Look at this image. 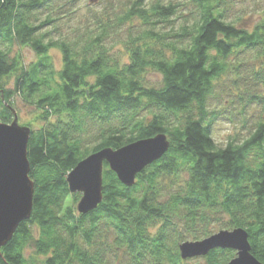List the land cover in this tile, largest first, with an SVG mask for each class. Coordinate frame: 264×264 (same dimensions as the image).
I'll return each mask as SVG.
<instances>
[{
  "label": "trees",
  "instance_id": "obj_1",
  "mask_svg": "<svg viewBox=\"0 0 264 264\" xmlns=\"http://www.w3.org/2000/svg\"><path fill=\"white\" fill-rule=\"evenodd\" d=\"M75 1L0 0V122L14 121L17 96L44 122L28 125L32 214L0 249V264H188L180 244L236 228L264 264V13L249 30L229 20L226 0H189L190 9L133 0L64 34L58 20ZM18 44L39 59L21 63ZM148 71L162 75L159 85ZM229 75L235 96L262 113L245 137L222 146L209 104ZM161 133L169 150L133 186L105 163L101 203L78 211L81 194L67 177L80 161ZM235 256L217 248L201 258Z\"/></svg>",
  "mask_w": 264,
  "mask_h": 264
},
{
  "label": "water",
  "instance_id": "obj_2",
  "mask_svg": "<svg viewBox=\"0 0 264 264\" xmlns=\"http://www.w3.org/2000/svg\"><path fill=\"white\" fill-rule=\"evenodd\" d=\"M30 134L31 129L21 126L17 117L12 123H0V249L32 214L34 181L29 176ZM169 148L168 137L161 133L119 149L105 148L90 154L67 177L70 192L81 194L78 211L85 214L101 203L105 163L124 185L133 186L137 175L163 157ZM217 248L236 251L228 264H262L252 255L249 234L243 228L220 230L202 240L185 241L180 244V253L183 259H189L206 256Z\"/></svg>",
  "mask_w": 264,
  "mask_h": 264
},
{
  "label": "rangeland",
  "instance_id": "obj_3",
  "mask_svg": "<svg viewBox=\"0 0 264 264\" xmlns=\"http://www.w3.org/2000/svg\"><path fill=\"white\" fill-rule=\"evenodd\" d=\"M133 0H76L74 12L61 14L59 30L66 34L71 27L88 23L94 13H104L108 7L114 10L126 8ZM152 1V0H151ZM167 1V0H165ZM186 5L184 9H190L189 0H173ZM227 16L229 20L237 22L238 26L252 30L264 13V0H226ZM121 46H119L120 48ZM125 51V50H124ZM19 54V61L26 65L37 61L39 56L28 46L18 44L14 47L13 55ZM53 58L56 68L62 66V53L59 49L53 48L49 52ZM124 54V53H123ZM127 60V56H124ZM244 70V69H243ZM232 76H224L218 81L215 95L210 100V109L216 111L217 118L213 124L212 135L218 145H226L229 139L243 138L247 135L248 127L253 125L261 115L260 105L244 106L239 97L235 96V89H232ZM146 79L151 85H159L162 75L155 71H148ZM242 81H240L241 83ZM12 85V80L10 86ZM243 86V85H242ZM244 87V86H243ZM16 112L20 125H30L34 130L44 122L40 119L41 110L33 104H29L21 97H16ZM263 115V114H262ZM80 200V199H79ZM79 201L76 203L78 207ZM216 228V226H215ZM204 259L200 257L189 258L188 264H203Z\"/></svg>",
  "mask_w": 264,
  "mask_h": 264
},
{
  "label": "bare ground",
  "instance_id": "obj_4",
  "mask_svg": "<svg viewBox=\"0 0 264 264\" xmlns=\"http://www.w3.org/2000/svg\"><path fill=\"white\" fill-rule=\"evenodd\" d=\"M15 117H17V116H15ZM18 118V117H17ZM19 122V121H18ZM0 123H2V122H0ZM21 126H26V125H21ZM27 127H29V126H27ZM30 128V127H29ZM31 129V128H30ZM31 135V134H30Z\"/></svg>",
  "mask_w": 264,
  "mask_h": 264
}]
</instances>
